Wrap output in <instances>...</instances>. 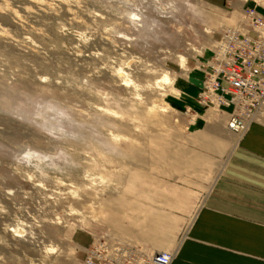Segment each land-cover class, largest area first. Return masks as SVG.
Wrapping results in <instances>:
<instances>
[{
	"label": "rangeland",
	"instance_id": "rangeland-1",
	"mask_svg": "<svg viewBox=\"0 0 264 264\" xmlns=\"http://www.w3.org/2000/svg\"><path fill=\"white\" fill-rule=\"evenodd\" d=\"M249 9L264 0H0V264L180 242L225 161L171 94Z\"/></svg>",
	"mask_w": 264,
	"mask_h": 264
},
{
	"label": "crops",
	"instance_id": "crops-1",
	"mask_svg": "<svg viewBox=\"0 0 264 264\" xmlns=\"http://www.w3.org/2000/svg\"><path fill=\"white\" fill-rule=\"evenodd\" d=\"M212 54L200 61L199 67L187 70L188 82L184 87L177 85L179 93L174 85L171 95L180 97L183 89L188 96L186 127L199 146L196 148L207 158L200 157L223 158L225 162L175 247L167 252L138 247L149 255H173L171 264H264V120L253 122L244 134L231 133L227 124L233 108L217 111L202 103L205 74L213 72ZM169 223H173L171 217ZM152 237L140 238L152 242L154 249L167 248L151 241Z\"/></svg>",
	"mask_w": 264,
	"mask_h": 264
},
{
	"label": "built area",
	"instance_id": "built-area-1",
	"mask_svg": "<svg viewBox=\"0 0 264 264\" xmlns=\"http://www.w3.org/2000/svg\"><path fill=\"white\" fill-rule=\"evenodd\" d=\"M201 101L208 108H233L227 128L244 134L249 125L264 120V16L247 10L244 23L226 29L213 56ZM98 241V242H97ZM83 264H171L173 255H149L138 246L113 243L101 236Z\"/></svg>",
	"mask_w": 264,
	"mask_h": 264
},
{
	"label": "bare ground",
	"instance_id": "bare-ground-1",
	"mask_svg": "<svg viewBox=\"0 0 264 264\" xmlns=\"http://www.w3.org/2000/svg\"><path fill=\"white\" fill-rule=\"evenodd\" d=\"M35 2H37L38 4H43V3H45V0H35ZM44 9H45V7H44ZM46 10V9H45ZM232 28H234V27H232ZM227 29H230V28H227ZM224 31H226V29L224 30ZM223 31V32H224ZM223 32H222V34H223ZM218 46H219V43L215 46V49H214V51H216L217 50V48H218ZM124 73V72H123ZM118 76L119 77H122V73L121 72H118ZM125 79H126V77H124ZM123 78V79H124ZM127 83L129 82V83H131V81H129L128 79H126L125 80ZM166 82V80L165 79H162V80H160L158 83H165ZM223 108V107H222ZM217 111H219V110H217ZM230 117H231V115H230ZM229 130V129H228ZM230 131V130H229ZM231 132V131H230ZM231 133H233V132H231ZM18 234H24V231L21 229V228H18L17 229V231H16ZM23 236V235H22ZM104 236H108L112 241H113V243H116V242H118V243H121V244H127V243H124V242H122V241H119L118 239H116V238H114L113 236H111V235H104ZM98 239V238H97ZM98 242V241H97ZM96 242V240H95V243H97ZM144 251V250H143ZM145 252V251H144ZM146 253V252H145Z\"/></svg>",
	"mask_w": 264,
	"mask_h": 264
}]
</instances>
